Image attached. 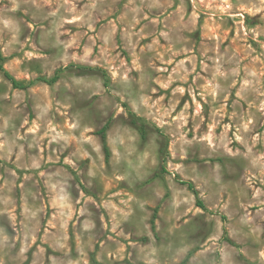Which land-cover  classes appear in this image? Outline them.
<instances>
[{"label": "clouds", "instance_id": "9594fccd", "mask_svg": "<svg viewBox=\"0 0 264 264\" xmlns=\"http://www.w3.org/2000/svg\"><path fill=\"white\" fill-rule=\"evenodd\" d=\"M0 264H264V0H0Z\"/></svg>", "mask_w": 264, "mask_h": 264}, {"label": "rangeland", "instance_id": "374dc122", "mask_svg": "<svg viewBox=\"0 0 264 264\" xmlns=\"http://www.w3.org/2000/svg\"><path fill=\"white\" fill-rule=\"evenodd\" d=\"M73 23H76V21H73ZM72 31H73L72 27L69 26V32H72ZM147 40H148V37H145V41H147Z\"/></svg>", "mask_w": 264, "mask_h": 264}]
</instances>
